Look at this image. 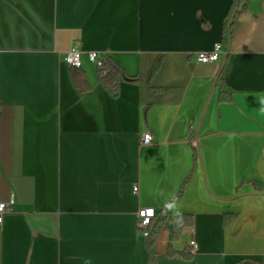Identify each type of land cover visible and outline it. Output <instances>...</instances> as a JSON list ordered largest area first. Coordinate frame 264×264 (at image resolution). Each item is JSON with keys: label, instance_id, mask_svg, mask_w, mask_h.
<instances>
[{"label": "crops", "instance_id": "crops-1", "mask_svg": "<svg viewBox=\"0 0 264 264\" xmlns=\"http://www.w3.org/2000/svg\"><path fill=\"white\" fill-rule=\"evenodd\" d=\"M243 2L0 0V264H151L142 208L164 218L156 264H264V0ZM91 53L123 72L117 98Z\"/></svg>", "mask_w": 264, "mask_h": 264}, {"label": "trees", "instance_id": "trees-1", "mask_svg": "<svg viewBox=\"0 0 264 264\" xmlns=\"http://www.w3.org/2000/svg\"><path fill=\"white\" fill-rule=\"evenodd\" d=\"M247 5L243 2V0H234L233 7L231 9V17L232 20H235L237 16L246 11ZM232 24L230 25L231 30ZM97 76L99 79V83L102 88L112 97L117 98L120 95V86L121 83L126 81V78L121 71V69L116 66V64L108 58H103L102 65L97 67ZM223 69L220 71L219 78L217 80L218 84L223 82ZM72 79L75 87L81 91L82 93H87L90 90V86L87 83L85 73L81 69L72 68ZM221 102H229L231 100V96L227 94L226 91L222 90L220 95ZM164 221V218L157 223L156 226H152L150 229V234L147 237L148 239V252H149V262L151 264H156L155 255L153 252V247L156 242L160 227ZM230 219H224V224L229 225ZM194 225V218L190 215L177 216L174 222V239L179 240L181 237V233L185 227H190ZM176 254L175 252L170 253V255ZM184 259L190 260L193 255L190 250H185L179 253ZM241 264H257L252 261H243Z\"/></svg>", "mask_w": 264, "mask_h": 264}, {"label": "built area", "instance_id": "built-area-1", "mask_svg": "<svg viewBox=\"0 0 264 264\" xmlns=\"http://www.w3.org/2000/svg\"><path fill=\"white\" fill-rule=\"evenodd\" d=\"M82 52L77 48H72L65 56L66 63L74 69H81L83 64ZM223 56V48L221 44H216L214 49L209 52H201L197 55V61L202 64H215L219 63ZM91 62L95 63L97 67L102 65L103 57H100L96 53H91L89 55ZM153 141V136L151 133L145 134L141 138V145L147 146L150 145ZM137 188H134V191L137 192ZM11 209L8 204L0 203V224L3 222V217L5 214L10 213ZM156 212L152 208H142L137 214V225L139 231L145 236L148 237L150 234V229L153 226L156 220ZM191 252L197 250V243L195 240H192L189 243Z\"/></svg>", "mask_w": 264, "mask_h": 264}, {"label": "water", "instance_id": "water-1", "mask_svg": "<svg viewBox=\"0 0 264 264\" xmlns=\"http://www.w3.org/2000/svg\"><path fill=\"white\" fill-rule=\"evenodd\" d=\"M226 58H227V55H225L224 58H223L221 70L224 68V64H225Z\"/></svg>", "mask_w": 264, "mask_h": 264}, {"label": "clouds", "instance_id": "clouds-1", "mask_svg": "<svg viewBox=\"0 0 264 264\" xmlns=\"http://www.w3.org/2000/svg\"><path fill=\"white\" fill-rule=\"evenodd\" d=\"M262 111H264V109H262Z\"/></svg>", "mask_w": 264, "mask_h": 264}]
</instances>
